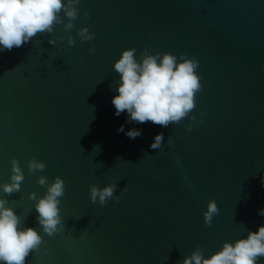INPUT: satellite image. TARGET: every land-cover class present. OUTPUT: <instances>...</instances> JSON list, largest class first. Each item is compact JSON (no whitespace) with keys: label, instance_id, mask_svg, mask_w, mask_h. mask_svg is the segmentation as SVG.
Wrapping results in <instances>:
<instances>
[{"label":"water","instance_id":"obj_1","mask_svg":"<svg viewBox=\"0 0 264 264\" xmlns=\"http://www.w3.org/2000/svg\"><path fill=\"white\" fill-rule=\"evenodd\" d=\"M77 7L72 30L56 25L0 52V185L10 182L13 159L24 175L21 190L8 196L0 188V199L43 241L26 264H182L197 248L210 258L264 226V0H81ZM83 27L94 40L81 42ZM68 35L74 46L59 39ZM132 48L138 61L148 50L198 62L202 87L181 123L115 115L113 66ZM132 129L142 135L128 138ZM160 133L162 147L153 150ZM31 159L45 170L30 175ZM40 176L65 184L64 227L53 237L29 199L47 192ZM113 183L114 196L127 189L119 202L90 201L89 185ZM210 200L219 209L211 227L203 218Z\"/></svg>","mask_w":264,"mask_h":264},{"label":"clouds","instance_id":"obj_2","mask_svg":"<svg viewBox=\"0 0 264 264\" xmlns=\"http://www.w3.org/2000/svg\"><path fill=\"white\" fill-rule=\"evenodd\" d=\"M80 2L81 0H0V52L20 48L38 34H52L56 25L63 24L66 32L72 30L73 21L79 16L77 5ZM61 13L67 23L61 18ZM84 15L87 17L88 13L85 12ZM76 35L81 42L95 39V35L87 27L80 28ZM59 39H66L70 46L75 45L72 35L61 36ZM56 42V39L48 40L50 45H55ZM95 51V47L90 49V53ZM177 59L170 53L162 56L160 53L149 55L148 50H145L138 61L135 48L124 50L113 66L114 71L119 74L118 95L112 99L115 115L118 117L126 112L129 123L151 122L162 127L179 124L189 117V113L195 108V95L202 87L196 75L198 62L183 55L179 58L182 62L178 63ZM190 119L196 121L195 116ZM186 130L190 132L191 127ZM117 131L124 132V126L121 125ZM125 135L136 139L142 133L132 129ZM163 142L164 135L160 133L154 137L150 147L158 150ZM27 167L32 175L37 171L43 172L46 165L42 161L31 159ZM11 173L10 182L0 185L3 193L8 196L18 193L24 180L23 171L16 159L11 161ZM37 183L46 186L47 192L43 198L31 193L29 199L37 201L36 219L43 232L53 237L64 227L59 205L60 198L65 194V184L59 177L49 184L44 176H40ZM116 190L115 183L102 189L89 185L90 201L93 204L99 203L102 207L109 200L119 202L127 189H122L120 196H114ZM8 204L7 199H0V264H26L29 254L39 251L42 237L33 228L21 229L20 217ZM216 215H219L217 203L210 200L207 211L203 214L204 224L211 227ZM258 215L264 216V209L259 210ZM203 252L202 248H197L184 258L182 264H257L260 258H264V226H260L255 232H248L246 239H239L235 243L225 242L222 249L210 258H204Z\"/></svg>","mask_w":264,"mask_h":264}]
</instances>
